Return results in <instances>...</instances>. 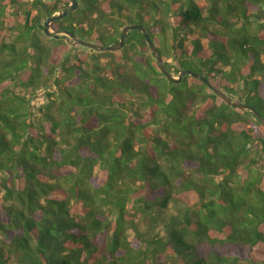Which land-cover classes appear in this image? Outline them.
I'll return each mask as SVG.
<instances>
[{
  "label": "trees",
  "instance_id": "trees-1",
  "mask_svg": "<svg viewBox=\"0 0 264 264\" xmlns=\"http://www.w3.org/2000/svg\"><path fill=\"white\" fill-rule=\"evenodd\" d=\"M77 1L264 111V0ZM67 4L0 0V264H264V126Z\"/></svg>",
  "mask_w": 264,
  "mask_h": 264
},
{
  "label": "water",
  "instance_id": "water-1",
  "mask_svg": "<svg viewBox=\"0 0 264 264\" xmlns=\"http://www.w3.org/2000/svg\"><path fill=\"white\" fill-rule=\"evenodd\" d=\"M67 1H68V4H67L66 8L60 9L57 13H55V14H53V15H51L45 19L44 24H43V32L46 36H51L52 34L64 35V36H66V41L71 45L80 44L82 46H85L87 48L97 50V51H105V50L116 51V50H119L120 48L123 47L124 39H125L127 33L130 30L138 29L143 34V37L145 38V40L148 44V47L151 50V52L155 58V61H156L158 68L160 69L161 73L165 76V78L169 82H173V83L179 82L181 80L182 76H184L185 74H189L191 76H194V77L200 79L201 81H203L207 85V87L215 95H217L221 100H223L227 105L234 107V108H237V109H240V110L250 111L258 119V121L264 126V117H262L260 115V113L255 108H253V107H251L245 103H242L238 100L232 99L226 93H224L222 90H220L219 88H217L216 86L211 84L204 76L197 74V73H194V72H191L189 70H184L182 72H179L176 76L173 75L166 68V66L163 62L162 56L160 54V51L158 50V48L156 47L154 42L151 40L150 34L147 32L146 28L144 26H142L141 24H138V23L126 24L120 32L119 40L115 43L108 44V45H102V44L94 43L91 41H87V40L78 38L77 36H75L70 31L53 28L52 27L53 21L62 19L69 12L74 11L78 8L79 3L77 0H67Z\"/></svg>",
  "mask_w": 264,
  "mask_h": 264
},
{
  "label": "rangeland",
  "instance_id": "rangeland-1",
  "mask_svg": "<svg viewBox=\"0 0 264 264\" xmlns=\"http://www.w3.org/2000/svg\"><path fill=\"white\" fill-rule=\"evenodd\" d=\"M202 8L204 9L205 8V5L202 6ZM110 57L109 56H105V57H102L101 60L102 61H106L108 60ZM228 95V94H227ZM230 97V96H229ZM233 99V98H232ZM45 100L44 96L42 94H39V96L35 99H33V104L35 106H38L41 102H43ZM243 103V102H242ZM246 104V103H245ZM248 105V104H247ZM250 106V105H249ZM252 107V106H251ZM260 115L262 117H264V111L262 109H256ZM176 212V206L174 207L173 204H169L168 207L164 210V212H162L163 216L166 217L170 214H174Z\"/></svg>",
  "mask_w": 264,
  "mask_h": 264
}]
</instances>
